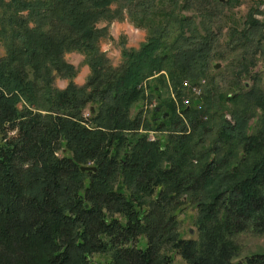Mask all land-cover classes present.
<instances>
[{
    "label": "trees",
    "instance_id": "trees-1",
    "mask_svg": "<svg viewBox=\"0 0 264 264\" xmlns=\"http://www.w3.org/2000/svg\"><path fill=\"white\" fill-rule=\"evenodd\" d=\"M220 5L0 0V264H264V251L236 260L238 234H264V89L217 92L211 59ZM191 7L197 22L181 12ZM124 11L149 35L122 48L113 67L98 23ZM256 11L258 4L230 28L232 48L242 51L237 79L258 61L264 66ZM70 51L84 54L90 75L59 88L55 78L75 75L64 58ZM144 80L174 93L158 105L166 119L155 107L150 118L131 114ZM192 87L200 96L185 100ZM185 204L196 211L195 238L179 230Z\"/></svg>",
    "mask_w": 264,
    "mask_h": 264
},
{
    "label": "rangeland",
    "instance_id": "rangeland-1",
    "mask_svg": "<svg viewBox=\"0 0 264 264\" xmlns=\"http://www.w3.org/2000/svg\"><path fill=\"white\" fill-rule=\"evenodd\" d=\"M220 3L225 5L215 7L217 13L213 17V27L217 32V40L215 42L216 44L211 59L212 72L216 75L214 84L217 92H233L237 88L240 89V87L243 86H245V88H249L253 84H256L264 89V66L261 61H258L257 64L255 63L256 66L254 65L250 68L249 74L241 75L239 79L235 77L237 71L239 70L238 63L241 61L242 51L239 49H233V44L229 38L230 28L233 26H240L247 13L250 11V8L258 4V10L260 12L256 11L257 13H255V16L259 19L264 17V0H231L229 4L226 3V0H220ZM181 12L184 15L194 16L196 22L200 19L192 7L190 9L181 10ZM153 18L155 19V17ZM103 26H106L107 31L106 36L101 38L99 47L100 50L105 53L106 58L109 60V64L113 67H117L122 61V48H138L140 44L146 41L149 35L148 28L145 25L141 27L137 26L127 11H124V16L122 18L113 20L109 23L101 20L98 23V27ZM3 52L4 50L0 45V55H2ZM64 58L67 62L74 65L75 75L71 79L57 77L55 78V85L59 88H64L69 80L75 84L83 85L90 75V67L84 60V54L76 51H70L64 54ZM216 64L219 66L215 67ZM162 73L165 75L164 72ZM254 73L258 74L256 81H254ZM157 75L158 74L155 76ZM165 76L164 80L167 83V75ZM157 83L158 82H156V80L143 81L141 87L143 88L145 96L139 101V103H137V105L132 107V115L137 110L141 109L143 110V113L150 118L152 116V109L154 107H159L160 109L155 111V114L161 118V114L166 113V117L162 119H166L168 117L166 108L163 105H158L162 103V99H167L169 97L175 99V95L172 90L168 88V86L166 87L161 84V87H159L156 85ZM154 85L157 86L158 92L149 90L150 87L148 86L153 87ZM199 96V88L192 87L188 90L185 100H196ZM196 102L199 101L197 100ZM231 106V102H227L225 106L222 107V111L225 113L228 120H231L229 112ZM87 113L89 114V110L85 111V116ZM178 114L180 115L179 111ZM257 115H259V110L256 111V116ZM255 123L256 117L250 121L249 129H252ZM148 135L151 139H154V137L157 135L159 136L160 134L156 131H150ZM195 215V208L190 204H185L184 208L179 212V230L184 237H196V227L194 225ZM236 242L240 246L239 257L236 260H241L245 255L253 252L264 251V234H255L250 231H245L237 235ZM95 258L98 259L97 256ZM236 260H234V262ZM175 262L182 263L180 257L177 255L175 256Z\"/></svg>",
    "mask_w": 264,
    "mask_h": 264
},
{
    "label": "water",
    "instance_id": "water-1",
    "mask_svg": "<svg viewBox=\"0 0 264 264\" xmlns=\"http://www.w3.org/2000/svg\"><path fill=\"white\" fill-rule=\"evenodd\" d=\"M218 66H219V65L216 64L215 67H218ZM159 109H160L159 107H155V108H154V111H158ZM166 115H167L166 113H163L162 116H161V118H165ZM81 169H82L83 171H86V170H95V167H94V166H82Z\"/></svg>",
    "mask_w": 264,
    "mask_h": 264
},
{
    "label": "built area",
    "instance_id": "built-area-1",
    "mask_svg": "<svg viewBox=\"0 0 264 264\" xmlns=\"http://www.w3.org/2000/svg\"><path fill=\"white\" fill-rule=\"evenodd\" d=\"M86 115H88V113Z\"/></svg>",
    "mask_w": 264,
    "mask_h": 264
}]
</instances>
